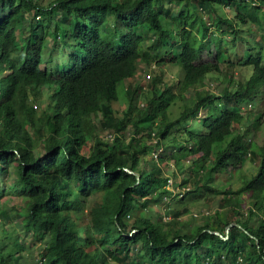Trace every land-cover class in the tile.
I'll list each match as a JSON object with an SVG mask.
<instances>
[{
	"label": "trees",
	"instance_id": "16d2710c",
	"mask_svg": "<svg viewBox=\"0 0 264 264\" xmlns=\"http://www.w3.org/2000/svg\"><path fill=\"white\" fill-rule=\"evenodd\" d=\"M239 45L248 77L234 75ZM166 56L182 79L160 73L134 86L116 116L119 85ZM222 68L224 85L210 91L207 77ZM263 95L264 0H0V222L11 221L2 198L17 196L40 246L36 258L4 230L0 264H264V145L252 140ZM192 156L195 173L167 188ZM249 159L257 167L243 173ZM227 165L240 173L236 191L208 183ZM193 178L204 182L192 189ZM202 189L222 208L203 226L183 230L187 208L167 213L170 222L146 211Z\"/></svg>",
	"mask_w": 264,
	"mask_h": 264
},
{
	"label": "rangeland",
	"instance_id": "374dc122",
	"mask_svg": "<svg viewBox=\"0 0 264 264\" xmlns=\"http://www.w3.org/2000/svg\"><path fill=\"white\" fill-rule=\"evenodd\" d=\"M173 8H178L177 5L172 4ZM208 18H215L214 15H211ZM228 46H231L230 44ZM52 48L55 47V45H51ZM237 50V51H236ZM240 50L242 52L241 46L233 51H231V58L236 63V69H234V75L238 78H243V76L248 77L251 73V70L248 68H242L240 67V61L242 53H240ZM62 50L60 49L59 45L55 47V49L52 51L54 54V58H57L61 55ZM240 55V56H239ZM59 62H62V59L58 58ZM55 62V61H54ZM158 64L146 68L143 65L140 66L139 73L134 77L133 79L127 80L126 82H123L119 85V101L115 102L113 104V108L116 111V116L122 117L123 111L127 108V102H128V95L131 94L132 89L136 85H141L143 88H147L148 83L152 80L153 77H155L157 74L164 73L163 80L169 84H174L178 80H181L183 77V71L180 65H176L174 62L173 57H163L158 60ZM227 68H222V74L221 75H210L206 79V85L209 87L210 91H215L218 88H221L223 83V78L221 77L224 73H226ZM147 74L151 75V79L147 78ZM216 76L221 78H216ZM194 87H189L184 90V92L187 93V96L190 97V93L193 92ZM125 89V90H124ZM183 91L182 87L175 88V92L177 94H181ZM150 96V93H145L139 96L138 101V107H142L143 109L146 106V100ZM173 100V99H172ZM181 103V102H180ZM181 104L177 105L176 108H174V114L173 117L178 115L180 110L179 106ZM252 109V108H250ZM254 115L253 118H255L261 111L263 112V121L260 130L256 134H252V140L255 145L257 146H263L264 145V95L263 97H260L258 100V108H254ZM244 114L247 116L249 114V109H245ZM98 133L101 139H103L106 142H110L108 140V131L105 127L104 120L101 118V116L98 117ZM249 125V121L246 122ZM238 128V126H235ZM92 141L88 144L90 147L92 145ZM197 159V156H192L188 160H184L183 164L181 165L182 173L177 174V177L169 176L172 182L176 185L181 182V180L185 179L186 172L195 171L197 170V166L192 165V163ZM232 163H234V160H231ZM238 163V162H237ZM253 160L249 159L242 167L243 173H248L249 168L253 167L255 170L257 165ZM209 167H212V164L208 165ZM239 166V165H237ZM227 171L222 172L218 170V172L215 174L214 180H209L208 183L219 189L222 187L229 186L233 190H238L242 184V181L240 179V173L238 174L237 170L235 169L234 165H227ZM174 165L170 164V172L173 173ZM189 168L190 170H187ZM192 182L191 188L193 189V184L195 182H204V180L200 178H193L190 183ZM6 185V180L4 181L3 185ZM167 188L173 190L172 187L169 185ZM207 190L202 189L199 193L189 196L184 202L177 201L175 199L171 200L169 198L165 199L163 203H156L154 205H151V208L147 209V213H150L152 209H154L153 216L155 218H158L157 213L160 212V216L162 214L163 221L164 222H170L173 219V215H167L170 211H182L183 209L187 208L189 210V213L182 214L180 218H178V221H180L183 225V230L188 231L189 229H192L194 227L203 226L206 223L207 216H210L212 218L215 217V212L221 211L222 208L219 206L220 203V196H212V194H208ZM246 201V197H242ZM243 201L242 204V210H246L248 208L246 202ZM2 206L7 212V214L11 217V221H8L6 224L0 222V238H2V232L4 230H8L9 232H14L16 236H19L21 238V242L26 245L29 251H31L30 254H33L36 256V258L40 254V246L35 242V240L32 238V236L26 235L24 232V219H21L19 216H17L19 213H22L24 210V204L21 199H19L15 195H5L2 198ZM162 209V210H160ZM161 216V217H162ZM11 222V223H10ZM234 224V223H233ZM231 229V228H230ZM229 229V230H230ZM229 232V231H228Z\"/></svg>",
	"mask_w": 264,
	"mask_h": 264
},
{
	"label": "built area",
	"instance_id": "2783aa9c",
	"mask_svg": "<svg viewBox=\"0 0 264 264\" xmlns=\"http://www.w3.org/2000/svg\"><path fill=\"white\" fill-rule=\"evenodd\" d=\"M148 78H150V76H147ZM168 185L170 186V187H172L173 189H174V183L172 182V180L171 179H169L168 180ZM186 190H188V188H186ZM184 191H185V188L180 192V196L182 197L183 195H184Z\"/></svg>",
	"mask_w": 264,
	"mask_h": 264
},
{
	"label": "water",
	"instance_id": "95a60500",
	"mask_svg": "<svg viewBox=\"0 0 264 264\" xmlns=\"http://www.w3.org/2000/svg\"><path fill=\"white\" fill-rule=\"evenodd\" d=\"M131 173H133V172H131ZM136 176H137V178L139 179L140 178V175L139 174H136ZM234 225H237V224H231V225H229L227 228H226V233L228 234V231H229V229L232 227V226H234ZM215 233H217V234H219L220 235V233L219 232H215ZM222 237V236H221ZM224 238V237H223ZM224 239H226V238H224Z\"/></svg>",
	"mask_w": 264,
	"mask_h": 264
},
{
	"label": "clouds",
	"instance_id": "9594fccd",
	"mask_svg": "<svg viewBox=\"0 0 264 264\" xmlns=\"http://www.w3.org/2000/svg\"><path fill=\"white\" fill-rule=\"evenodd\" d=\"M147 76H150V78H148V77H147V78H148V79H151V75H150V74H147ZM108 137H110V136L108 135Z\"/></svg>",
	"mask_w": 264,
	"mask_h": 264
},
{
	"label": "crops",
	"instance_id": "0c3cea01",
	"mask_svg": "<svg viewBox=\"0 0 264 264\" xmlns=\"http://www.w3.org/2000/svg\"><path fill=\"white\" fill-rule=\"evenodd\" d=\"M229 233V232H228Z\"/></svg>",
	"mask_w": 264,
	"mask_h": 264
}]
</instances>
